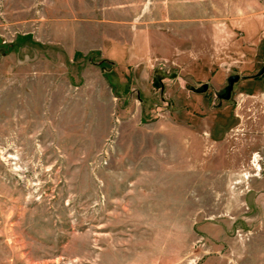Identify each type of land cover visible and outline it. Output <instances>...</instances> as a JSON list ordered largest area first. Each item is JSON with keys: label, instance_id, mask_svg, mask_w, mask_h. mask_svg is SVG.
Instances as JSON below:
<instances>
[{"label": "rangeland", "instance_id": "obj_1", "mask_svg": "<svg viewBox=\"0 0 264 264\" xmlns=\"http://www.w3.org/2000/svg\"><path fill=\"white\" fill-rule=\"evenodd\" d=\"M263 69L264 0H0V264H264Z\"/></svg>", "mask_w": 264, "mask_h": 264}, {"label": "crops", "instance_id": "obj_2", "mask_svg": "<svg viewBox=\"0 0 264 264\" xmlns=\"http://www.w3.org/2000/svg\"><path fill=\"white\" fill-rule=\"evenodd\" d=\"M125 45V51H126V58L127 60L130 59V57L134 56L136 52H140L139 48L141 47L140 45L142 44L139 39H132V41H129ZM119 61V60H118Z\"/></svg>", "mask_w": 264, "mask_h": 264}, {"label": "water", "instance_id": "obj_3", "mask_svg": "<svg viewBox=\"0 0 264 264\" xmlns=\"http://www.w3.org/2000/svg\"><path fill=\"white\" fill-rule=\"evenodd\" d=\"M264 72V69L262 70ZM240 77L238 75H233L229 77L228 79V86L226 88V94L224 96L225 99H229L231 96V93L233 91L234 84L239 81Z\"/></svg>", "mask_w": 264, "mask_h": 264}, {"label": "trees", "instance_id": "obj_4", "mask_svg": "<svg viewBox=\"0 0 264 264\" xmlns=\"http://www.w3.org/2000/svg\"><path fill=\"white\" fill-rule=\"evenodd\" d=\"M103 69H105V67H103Z\"/></svg>", "mask_w": 264, "mask_h": 264}]
</instances>
